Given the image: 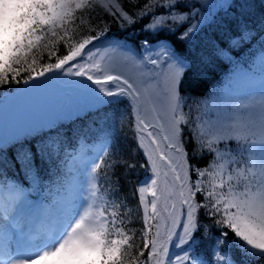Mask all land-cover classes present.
Listing matches in <instances>:
<instances>
[{
	"label": "snow or ice",
	"instance_id": "obj_1",
	"mask_svg": "<svg viewBox=\"0 0 264 264\" xmlns=\"http://www.w3.org/2000/svg\"><path fill=\"white\" fill-rule=\"evenodd\" d=\"M117 52L137 75L112 63ZM217 67L231 70L224 110L204 120L181 85ZM21 84L14 98L0 94V264H264V0H15L0 24V89ZM239 86L243 112L228 109ZM48 102L56 119L84 109L105 121L111 109L121 126L134 119L146 173L135 212L105 187L115 129L65 170L63 125L16 113ZM6 120L15 131L4 133ZM205 151L213 159L201 168L193 161ZM53 177L52 203L28 199L23 184L39 192Z\"/></svg>",
	"mask_w": 264,
	"mask_h": 264
},
{
	"label": "trees",
	"instance_id": "obj_2",
	"mask_svg": "<svg viewBox=\"0 0 264 264\" xmlns=\"http://www.w3.org/2000/svg\"><path fill=\"white\" fill-rule=\"evenodd\" d=\"M119 35V28L116 25H113L111 30L112 39H117ZM46 59L47 58L45 57V60ZM227 70L228 69L217 67L212 71L196 69L192 72H189L185 75L182 81L181 93L202 96L207 92L211 84L218 80ZM23 87L24 86L22 84L11 85L12 91L0 89V94H2L4 97L10 98L14 94H19V90ZM104 111L107 112L108 117H110V119L107 121L102 119V114L97 115L95 113L89 112L88 109H84L79 113V118H77L76 115H72L70 117L66 116L65 118L59 117V119L55 118L56 123L52 124L51 127L57 128L58 126L63 125L62 127H59V139L64 141L65 144L67 155L64 157V159L66 162L68 161L69 155L74 150H76L80 143H87L94 140L98 141L103 133L115 129L114 142L112 148L110 149V152L112 153L110 160L115 166L110 169L111 183L110 185H105V187L108 188L110 194H114L110 195L109 198L126 197L129 208L135 212L136 201L132 196V189L135 184L141 182L144 179L146 173L144 169L139 167V164L143 162L144 158L140 150H138L136 147V141L133 135L134 119H126L123 126H121L111 109H105ZM120 111H124V109L122 108ZM47 123L48 122H44L42 124L46 125ZM40 130L46 133L48 132V127H42ZM53 138L56 137L53 136ZM229 147L232 150H236V142H230ZM221 148H223V145H221ZM121 158L135 160L137 162L136 169L131 172H126L125 168L120 164ZM212 159L213 154L205 153L203 159L197 156L196 161L193 162L196 163L197 166H206ZM69 169L71 168L66 163L65 170ZM44 175L47 177L46 171L44 172ZM44 185L45 186L43 189L39 192L34 190L30 180L23 184L22 187H25L27 195L32 200L48 198L51 193L57 190L56 177H53L51 181L45 179ZM125 221L127 223V217H125ZM202 223L207 224L213 232L215 231V229L212 228L211 220L202 217ZM129 226L133 228H139L138 223ZM139 243L140 241L137 240L136 244L139 245ZM125 264H127V261H125Z\"/></svg>",
	"mask_w": 264,
	"mask_h": 264
},
{
	"label": "rangeland",
	"instance_id": "obj_3",
	"mask_svg": "<svg viewBox=\"0 0 264 264\" xmlns=\"http://www.w3.org/2000/svg\"><path fill=\"white\" fill-rule=\"evenodd\" d=\"M14 10H15V0H0V24L3 23L5 17H11L14 14ZM111 60L112 63L123 73L130 75V76H135L138 74V70L130 63L126 62L123 58V54L122 53H111ZM254 70V69H253ZM231 76V70L228 69L227 71H225L223 73V75L216 80L215 82H213L211 84V86L208 88L207 92L202 95V96H195V95H191V94H183L181 93L182 96H184L185 98H187L189 104H191L193 101H199V111L201 114H203V119L207 120L209 118L211 119H215L216 117V112L219 111H223L224 110V100L223 98L218 99V94L226 89L229 86V77ZM19 94H14L13 96H11L9 99L14 98L16 96H18ZM248 97L246 94V89L245 86H239V89H236L233 91L232 93V97L231 100L228 103V109L231 110L232 109V103L238 104L241 106L240 111H246V109L243 107L244 105L248 104ZM53 103L54 102H49V116L47 118V120L45 122H48L50 119H55L56 118V114L57 112L53 110ZM7 105L4 102H0V118H2L3 114L7 113ZM32 106H25L23 104L19 105L18 108L16 109V113L19 119L21 120H32V110H31ZM58 110V109H57ZM188 107L187 105L184 108V111H187ZM59 117H63L65 118V115H60ZM16 129L14 128V126L10 123L7 122L5 123V127H4V133L8 134L12 131H15ZM100 140L96 141H91V142H87V143H80L79 146L76 148V150H74L68 157V161L67 164L68 166L72 169L75 167L74 162H73V157L79 156L81 151H83V153L85 155H91L93 152V148L94 145L99 143ZM205 153H208L205 151ZM204 153V154H205ZM198 167H205V166H198ZM146 177V175H145ZM144 177V179H145ZM143 179V180H144ZM25 190V193L27 195L26 189L25 187H23ZM57 198V190L54 191L53 193H51L49 195L48 198H42V199H38V200H32L28 197V199L32 202H36V201H41L43 200L44 203L49 204L52 203L55 199ZM179 231V229H178ZM180 249L175 248V247H171L170 246V255L171 254H175V253H179Z\"/></svg>",
	"mask_w": 264,
	"mask_h": 264
},
{
	"label": "water",
	"instance_id": "obj_4",
	"mask_svg": "<svg viewBox=\"0 0 264 264\" xmlns=\"http://www.w3.org/2000/svg\"><path fill=\"white\" fill-rule=\"evenodd\" d=\"M32 120L39 123L45 122L49 116V102L39 106H32Z\"/></svg>",
	"mask_w": 264,
	"mask_h": 264
}]
</instances>
